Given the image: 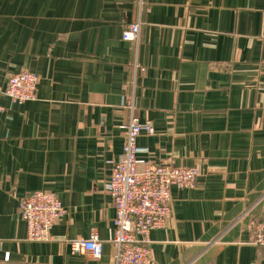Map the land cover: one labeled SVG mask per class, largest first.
I'll return each instance as SVG.
<instances>
[{
    "label": "crops",
    "instance_id": "1",
    "mask_svg": "<svg viewBox=\"0 0 264 264\" xmlns=\"http://www.w3.org/2000/svg\"><path fill=\"white\" fill-rule=\"evenodd\" d=\"M263 20L264 0H0V83L38 77L34 99L0 96V264H114L104 182L132 116L153 127L138 157L199 170L171 188L150 264H264ZM34 190L64 208L46 241L18 213ZM92 231L99 259L71 246Z\"/></svg>",
    "mask_w": 264,
    "mask_h": 264
},
{
    "label": "built area",
    "instance_id": "2",
    "mask_svg": "<svg viewBox=\"0 0 264 264\" xmlns=\"http://www.w3.org/2000/svg\"><path fill=\"white\" fill-rule=\"evenodd\" d=\"M140 35L138 23H129L122 31V39L136 41ZM264 39V20L261 27ZM38 77L28 70H20L0 83V96L21 104L36 97ZM1 110V107H0ZM124 141L120 153L111 160L104 190L111 197L113 218L112 244L114 264H150V232L168 226L171 216V188H192L199 176L196 166L172 163H151L138 157L137 138L142 132L151 133L150 121L132 116L120 126ZM64 212L59 198L46 190H34L18 200V213L26 224V238L46 241ZM254 244L264 247V213L253 228ZM74 251H83L92 258L102 256L103 242L95 231L85 239L71 242ZM8 254L4 255V260Z\"/></svg>",
    "mask_w": 264,
    "mask_h": 264
}]
</instances>
